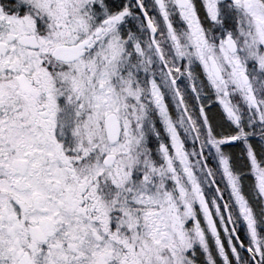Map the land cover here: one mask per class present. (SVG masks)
<instances>
[{
    "label": "snow or ice",
    "instance_id": "6c2138e0",
    "mask_svg": "<svg viewBox=\"0 0 264 264\" xmlns=\"http://www.w3.org/2000/svg\"><path fill=\"white\" fill-rule=\"evenodd\" d=\"M0 264H264V0H0Z\"/></svg>",
    "mask_w": 264,
    "mask_h": 264
}]
</instances>
